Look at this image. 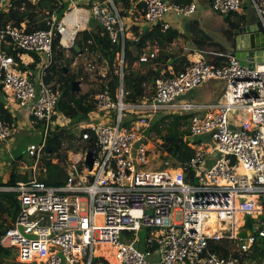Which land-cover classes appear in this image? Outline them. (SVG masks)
Masks as SVG:
<instances>
[{
  "label": "built area",
  "instance_id": "built-area-1",
  "mask_svg": "<svg viewBox=\"0 0 264 264\" xmlns=\"http://www.w3.org/2000/svg\"><path fill=\"white\" fill-rule=\"evenodd\" d=\"M17 1L0 0V87L14 94L19 108L29 110L31 127L43 134L42 143L27 151L37 164L42 163L50 130L69 122L62 115L54 119L59 93L45 81L52 64L54 30L61 35L62 46L68 45L65 39L73 46L80 24H70L66 17L57 26L51 23L49 30L31 33L3 25L2 14ZM142 1L149 28L169 30V13L181 18L197 13L193 1ZM244 1L212 0L211 8L228 16L241 11ZM251 1L264 32V0ZM89 12L111 41L122 42L124 49V21L113 0L94 2ZM9 48L38 55L36 69L21 72L18 62L6 53ZM156 56L157 47L153 51L148 47L139 61L146 63ZM121 63L123 78V55ZM212 80L225 85L219 101H180ZM128 94L122 83L116 99L108 94L95 98L96 112L83 134L84 141L91 136L96 141L92 170L85 163L88 151H82L76 162L67 160L71 161L64 167L69 176L66 185L48 186L33 177L14 187L0 186V193L15 194L20 204L19 215L1 244L14 249L17 262L23 264H93L99 255L110 261L111 254L116 264H237L232 257L210 252L209 240L230 242L235 246L232 251L239 253H248L253 244L264 241V63L250 70L233 56L221 66L201 59L175 78H158L150 98L127 103ZM130 113L136 117L125 126ZM158 113L191 115V137L212 142L210 150L188 143L195 155L182 167L159 163L161 158H155L154 146L145 139ZM100 115L105 120L109 116V123L98 121ZM12 128L0 112V146L11 137ZM213 154L219 157L208 167ZM188 174L193 183L187 181ZM245 216L257 221L252 222L254 231L241 238ZM142 229L154 230L146 252L134 246L137 240L121 242L124 232Z\"/></svg>",
  "mask_w": 264,
  "mask_h": 264
},
{
  "label": "trees",
  "instance_id": "trees-1",
  "mask_svg": "<svg viewBox=\"0 0 264 264\" xmlns=\"http://www.w3.org/2000/svg\"><path fill=\"white\" fill-rule=\"evenodd\" d=\"M97 1L104 3L106 0H92L86 7L91 9L94 2ZM174 2L189 4L192 0H174ZM113 3L124 21L126 35L129 33L133 35V38H125L124 49L122 42L113 43L111 41L101 24L94 18L90 22L89 29L77 33L74 44L70 48L62 46L60 43L61 35L54 30L52 64L45 81L47 84H52L53 88L59 93L54 119L58 115H62L69 122L67 125L56 126L50 130L47 137L46 149L42 157L45 175H40L37 180L48 186L58 187L67 184L69 180L68 172L60 165V163L66 162L67 152H74V154L82 151L95 153L97 149L95 138L91 136L89 140L84 141L83 134L87 132L85 124L91 121V115L96 112L95 98L97 95L108 94L116 99L117 91L123 83L129 93L127 103H138L150 98L155 93V82L158 78H175L193 65L186 57H183L172 62V71H164L162 67L167 62L164 48L182 37V34L171 28L163 31L160 26L152 28L145 26V4L142 0H113ZM21 6L25 7L23 11H14ZM72 9L73 5L70 1L37 0L32 2L30 0H19L8 12L2 14L1 20L3 25L11 24L23 32L31 33L39 30H49L50 24L53 22L57 26ZM228 16L227 19H229ZM231 26L232 29H235L240 24L233 22ZM75 45L79 46L80 53L76 51ZM148 47L151 48V51L157 47L159 54L146 63H140L139 59ZM5 51L8 55L14 57L19 64V70L23 73L34 71L40 62L38 55L32 53L30 55L33 56L34 62L25 65L22 62V57L27 53L12 48ZM122 55L124 56L123 78L119 74L120 67L118 65ZM79 57L84 58L91 68L108 67L107 73L99 77L94 90H82L80 93L72 90L73 83L79 80L80 75L77 71H73L71 67L75 59ZM217 65L221 66L222 64L217 63ZM64 68L68 69L67 73H65ZM149 89L151 90L150 94ZM7 102L8 94L0 87V112L3 114L5 121L13 127L16 126L17 121ZM167 116L174 118L172 125L165 124ZM190 117L191 115H165L159 122L155 123L153 120L145 132V139L148 141L155 132L161 134L166 130L165 135L159 136L162 140L161 148L168 155V159L173 161L172 168L174 169L182 167L195 155V150L187 142H179L181 139H185L188 127L186 131L180 133L176 127L181 121L184 125H188ZM133 119H135V116ZM129 123L125 122V126ZM35 127L41 129L39 124ZM173 130H176V134L172 133ZM201 142L199 140L197 144ZM65 144H67L66 154H63ZM22 160L23 158L19 157L11 163L8 179L6 182L0 181V186L14 187L20 182H28L31 179V175L21 174L19 171ZM54 160H58V163L54 164ZM79 169H83L82 164L79 165ZM187 181L193 183L195 180L191 174H188ZM19 212L20 204L17 196L13 193H0V264H23L17 262V254L14 249L1 244L2 236L15 223ZM146 230L151 236L154 234V230ZM124 234L131 235L133 233L124 232ZM209 250L221 257H232L238 261L237 264H264V241L253 244L248 253H239L232 251L230 242L209 240ZM93 264L110 263L99 255L94 259Z\"/></svg>",
  "mask_w": 264,
  "mask_h": 264
},
{
  "label": "crops",
  "instance_id": "crops-1",
  "mask_svg": "<svg viewBox=\"0 0 264 264\" xmlns=\"http://www.w3.org/2000/svg\"><path fill=\"white\" fill-rule=\"evenodd\" d=\"M68 1H70L71 4L75 5V8L72 9L70 13H73L75 10H77L74 15L75 17H78V19L74 23L80 24L79 31L89 29L92 17L90 16V9L86 6L92 0H77L74 3V0H67L65 2ZM167 1L174 2V0ZM192 1L197 3L196 0ZM204 1H207L211 6V0ZM203 11L204 10L197 3V13L191 17L181 18L175 15L174 13H169L166 16V21L169 22L170 28L182 34V37H180L179 39L174 41V43L169 44L164 48V53L167 56L166 65L162 67L164 71H172V62L183 57H186L191 63L196 62L195 60L190 59L188 53H194L193 57L200 60L202 59L211 63L225 64L228 58L232 57L233 52L230 48L227 47V37L231 34L233 30L237 29H232L231 24L234 22L242 25H251V28L253 29H256L257 25L261 27L259 17L257 16V13L254 8H251V10H249L246 6V3H244L242 10L236 14H232L230 17L228 16L229 19H227V16H225V18L217 17V23L213 26L214 33L212 34L206 31L201 26L202 21L200 20L198 13H203ZM69 16L70 15L67 13L63 20H65L66 17L68 18ZM69 23L73 24V22ZM127 37L133 38V35L129 33ZM64 44L69 45V42L66 41L64 42ZM157 54H159V49H157ZM23 61L26 65H29L30 63L34 62L31 55H24ZM203 86L205 88V93L203 92L201 96H198L197 98L186 97L181 99L180 101L192 102L197 104H210L217 102L222 98L225 89V85L223 82L212 80L205 83ZM7 103L10 111L14 114V117L16 118V127L18 124H23L29 127L30 129L31 118L29 115V110L21 109L17 105L10 103L9 97ZM98 121L104 122L106 120L104 119L103 115H100V119ZM201 144H203L200 146L201 148L210 150L211 146L209 142L207 144L202 142ZM6 147H8V151H6ZM10 150L11 147H9V142L3 146H0V181L2 182L7 181L10 165L14 160L18 159L14 155H6L7 152H10ZM216 157L218 158L219 155L217 154L216 156L213 154L211 157L208 158V167L215 163ZM6 167H8L7 170L5 169Z\"/></svg>",
  "mask_w": 264,
  "mask_h": 264
},
{
  "label": "rangeland",
  "instance_id": "rangeland-1",
  "mask_svg": "<svg viewBox=\"0 0 264 264\" xmlns=\"http://www.w3.org/2000/svg\"><path fill=\"white\" fill-rule=\"evenodd\" d=\"M77 0H74V2H76ZM198 5L204 10L203 13H198V16L200 18V20L202 21L201 26L208 31L209 33H214V28L213 26L217 23V17L219 18H225V16H222L218 13H216L210 6V4L207 1L204 0H196ZM244 3H246V6L248 7L249 10H251V8H254L253 3L251 0H245ZM73 5V9L75 8L74 4ZM25 9L24 6H21L20 8H16L14 11L16 12H21ZM255 10V8H254ZM72 13V12H71ZM70 14V12L68 13ZM128 38V37H127ZM72 45H67V48H70ZM190 59L195 60V61H199L200 59L194 58L193 55L194 53H188ZM119 67H121L122 63L121 60L119 61ZM137 67V66H136ZM71 69L73 71H77L80 75L79 77V81L80 82V86H81V91H87V90H94L96 87V82H98L99 77L102 75H105L108 71V67L103 66V67H98V68H91L90 66H88L87 62L84 60V58L79 57L75 59V62L72 64ZM151 89V88H150ZM149 89V94L151 93V90ZM205 93V88L204 86H201V88L199 87V89L193 91V92H189L188 94L182 96L180 98H186V97H190V98H197L198 96H201L202 93ZM10 99V103H13L15 105V98H14V94L12 92L7 93ZM12 104V105H13ZM136 117V114H132L130 113L129 115L125 116V122H130L133 117ZM166 114L163 115V113H158L157 116L154 118V122H159L162 120V117L165 116ZM107 120L106 122L109 123L108 120H110V117L107 116ZM97 119V118H96ZM164 119V118H163ZM173 120L174 118L171 116H167V120L165 121V124L168 125H172L173 124ZM92 122H88L85 125H90ZM97 122H94V124ZM177 127V131L183 132L186 131V128L190 127V122H188V125H184L182 123V121L178 124ZM166 130H164L161 134L159 133H154L153 135L150 136L149 140L151 141V144L154 146L153 148V154L155 155V158H161V161L159 163H163L164 161L167 162L168 160V167L172 168V163L173 161L171 159H168V155L166 153H164L162 151L161 148V144H162V140L159 138L160 135H165ZM176 134V130H173L172 133ZM195 138L191 137L190 132L188 130V133L185 135V142L190 143L192 145L195 144V146H201L203 144H201L202 142L207 144V140L203 137H198L194 140ZM201 140L202 142L200 144H197V142ZM9 142V147H11L10 152H7L6 155L7 156H16L17 158L22 157L23 160L20 162V166H19V171H21L20 173H25V174H32V170H35V176H33V174L31 175V179L33 180V177H35L34 179H38V177L40 175H45L43 169L45 166L43 161L42 163L39 162L36 164V162L33 159V157L29 156V153L27 152V149L31 146V145H36L39 146L42 143V137L40 135V132L35 131L33 128L27 127L26 125L23 124H18L17 127L13 126V128L11 129V137L4 143L2 144L5 145ZM210 144H212V142H210ZM66 147L67 144H65L64 146V151L63 154H66ZM6 151H8V147H6ZM68 157L67 160H69V158H72V162H76L80 157L79 155H75L74 152H67ZM41 159V158H40ZM65 163H60V165H62L63 167H68L69 163L67 162ZM26 168H25V166ZM68 165V166H67ZM6 170L8 169V167L5 168ZM178 220L181 219L180 214H178L177 216ZM262 221V220H261ZM151 238V234L148 232V230L146 229H142L139 232H134L131 235H126V234H121L120 236V240L121 242H132L134 240H137L136 243H134V246L139 249L142 252H146L148 250V245L146 243V241L148 239ZM231 248L234 249L235 246L231 245ZM110 261H108L110 264H112V262L114 260H116L115 254H111L110 256Z\"/></svg>",
  "mask_w": 264,
  "mask_h": 264
},
{
  "label": "water",
  "instance_id": "water-1",
  "mask_svg": "<svg viewBox=\"0 0 264 264\" xmlns=\"http://www.w3.org/2000/svg\"><path fill=\"white\" fill-rule=\"evenodd\" d=\"M227 47L233 51L232 56L239 60L242 67L254 70L257 64L264 63V32L259 25L256 26V29H253L251 25L240 24V26L233 30L227 37ZM75 49L79 53L81 52L78 45H75ZM64 71L67 73L68 69L64 68ZM72 90L76 93L81 92L79 81L73 83ZM179 142L184 143L185 139H181ZM94 162L93 153L88 152L85 163L89 170L93 169ZM160 169H166V165L163 164ZM253 221H257V219L245 216V225L239 237L246 238L249 232L254 231L252 226Z\"/></svg>",
  "mask_w": 264,
  "mask_h": 264
},
{
  "label": "bare ground",
  "instance_id": "bare-ground-1",
  "mask_svg": "<svg viewBox=\"0 0 264 264\" xmlns=\"http://www.w3.org/2000/svg\"><path fill=\"white\" fill-rule=\"evenodd\" d=\"M77 10H75L73 13H71L70 14V16L67 18V22H76V20L78 19V17H75V15H74V13L76 12ZM64 42H66V39H65V41ZM263 153H264V151H263ZM112 264H116V261L114 260L113 262H112Z\"/></svg>",
  "mask_w": 264,
  "mask_h": 264
}]
</instances>
